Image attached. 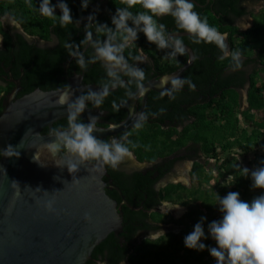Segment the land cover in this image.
Here are the masks:
<instances>
[{"label":"trees","instance_id":"16d2710c","mask_svg":"<svg viewBox=\"0 0 264 264\" xmlns=\"http://www.w3.org/2000/svg\"><path fill=\"white\" fill-rule=\"evenodd\" d=\"M57 2L58 0H52L53 4ZM66 2L72 10L73 23L61 27L57 20L40 15L37 10L40 0H32V8L26 5L25 0H0V33L5 32L3 19L10 18L18 22L19 28L10 27L11 33L17 31V44L22 49L17 54L18 67L39 66L48 82L52 83V87L45 90L66 85L64 79H58L60 75H64L65 62L71 57L64 44L73 45L74 50L75 46L79 45V52L86 46L81 44V41L85 37L87 17L95 13L96 22L107 23L114 29L111 17L117 7H126L120 4V0H90L87 9H82L81 0ZM193 2L196 4L195 10L202 18L207 17L209 24L221 32L228 33L229 49L243 52V66L233 71L229 66L230 58L220 60L221 52L214 44H195L189 36H182L184 43L193 48L196 56L193 65L183 75L196 85L195 90H190L186 85L189 95L177 93L175 101L170 97L166 99L162 93L151 91L146 114L155 118L145 121L139 130H128L132 132L129 138L140 145L132 149V153L144 167L134 168L130 173L127 171L128 167L123 166L127 165L125 162L117 169L108 167L110 178L120 187L135 209L132 210L122 203L118 192L108 190V194L121 205L124 218L122 236L127 241L121 245L116 235L110 234L96 246L93 257L101 256L107 250L111 251L109 264H120L123 259L132 264H208V258L211 256L208 248L203 251L187 248L184 244L185 236L193 231L194 225L201 217H207L204 229L208 238L202 239L201 242L214 247L215 241L209 235L207 226L213 220L222 219L211 215L218 197L235 191L240 193L242 200L251 202L254 197L264 194V189L251 187L250 176H242V171L233 167L239 163L243 168L245 164L238 157L245 158L256 146L258 148L254 152L255 156L250 160L253 168L248 165L246 167L254 170L260 166V161L264 160V0H193ZM255 3H263V8L256 11ZM137 10H141L139 6L131 9L133 13ZM56 14H61L59 8L56 9ZM242 17L243 20L251 22L249 28L240 27L238 21ZM158 19L160 23L166 25L169 33L183 32L175 28L171 16ZM131 24L129 21V25ZM91 31L93 41L104 39L102 34L96 33L95 22ZM26 34L46 40L48 47L45 48L46 51L37 47V41L28 39ZM6 37L4 58L9 56L11 45L14 47L13 37L7 33ZM138 37L135 42L127 41L122 54L129 64H138L145 69L144 82L157 74L162 76L175 72L189 60L187 53L175 60L165 59V52L169 51L168 49H157L155 44L148 42L142 32L138 33ZM120 42L118 34L114 43ZM87 45L89 50L84 54L87 68L80 69L76 59H72L69 70L71 73L74 70L84 71L86 83L100 85L106 82L108 77L106 71L102 72L104 67L102 70L101 66L93 63L97 62L93 59L94 53L87 57L94 51L91 42ZM137 55L142 56L143 62L135 60ZM46 56L50 60L48 63ZM3 74V67L0 66V78ZM11 84L6 87L0 85V114L3 99L1 94L10 91ZM245 89L249 106L243 109ZM133 90L135 91L134 87ZM30 91L31 87L26 88L24 93ZM122 99L127 101L128 97L125 96L123 88H118L111 92L101 108L108 109L112 107L113 100L120 103ZM160 109H164L163 113H160ZM117 112L111 119L119 123L127 115L126 104ZM58 123L66 125L67 120L63 119ZM237 151L240 152L237 154ZM192 158L194 165L190 185L182 182L170 183L157 190L156 185L161 180L177 176L174 173L170 177L171 173L177 172L176 163L184 164L186 160ZM207 185L213 186V190L204 187ZM163 201H179L189 208L181 221L184 225L181 233L168 232L159 224L177 222L170 213L152 212L153 208L160 206ZM148 220L154 223L149 224ZM147 230L160 233V236L157 239H144L139 244L136 241L138 235L141 231ZM91 263L90 260L87 264Z\"/></svg>","mask_w":264,"mask_h":264},{"label":"clouds","instance_id":"9594fccd","mask_svg":"<svg viewBox=\"0 0 264 264\" xmlns=\"http://www.w3.org/2000/svg\"><path fill=\"white\" fill-rule=\"evenodd\" d=\"M25 3L29 8L33 7L32 0H25ZM89 4L90 0H81L82 9H87ZM120 4L126 5V7H117L115 14L111 17L114 29L109 27L107 23L96 22V15L92 13L87 17L88 24L85 26V37L81 41L83 45H87L89 42L92 43V47L94 48L93 59L104 62L108 80L102 82L98 90L88 87L86 91L76 96L75 99H73L74 93L70 90V86L64 90L58 96L56 104L66 106V126H61L60 128L53 127L48 135L54 137V139L51 142L45 143L47 151L53 158L57 157L61 151L64 153L63 157H67L63 167L67 166L69 173L73 175L74 182H78L79 180L75 178V174L80 170L81 165H90L97 170H102L105 166L117 169L126 158L133 156L135 160L132 149L140 145L129 138L132 132L127 130L118 137L101 138L94 134L97 132V116L89 113L88 121L85 122L82 119V113L89 107V102L91 108L100 109L111 92L118 88H123L125 96L128 98H135L138 95L142 96L144 94V84L154 78L144 82L146 79L145 69L139 67L138 64H129L122 54L127 46V41L132 40L135 42L139 38V32L144 34L148 42L155 44L157 49L169 50L165 52V59L175 60L178 56L186 54L187 48L182 37L179 35V31L169 33L166 25L160 23L158 18L171 16L174 20L175 28L187 33L195 44H214L221 52L220 60L230 58L229 66L233 71L239 70L243 66V52L238 49H229L227 43L228 33L221 32L215 26L209 24L207 17L202 18L201 14L195 10L196 4L193 0H120ZM137 6L141 10L133 13L131 9ZM57 8L60 9V15L56 14ZM37 10L40 15L57 20L61 27H67L73 23L72 10L66 0H58L56 4H53L52 0H40ZM241 20H243V17L239 19V21ZM129 21L132 22L131 25H129ZM94 22L96 33L98 35L102 34L104 39L93 41L91 27ZM11 25L15 27L19 26L15 19L12 20ZM250 26L243 27L242 29H247ZM118 34L121 40L119 44L114 43ZM2 40L3 38L0 37V42ZM64 47L68 49L69 55L76 58V63L80 69L87 68L84 55L78 51L79 45L75 46L76 50H74L73 45L68 43H65ZM140 51L141 53L143 52L142 49ZM135 60L143 62L141 55H137ZM172 73H166L155 78V80ZM170 85L171 88L164 91V93L154 89L150 90L146 98V105L151 91L162 93V95L166 94L171 99H175L173 93L183 89L184 85H188L189 89L193 91L196 88V85L190 79L184 78V76L183 78L173 76L170 79ZM244 93L246 100H244L243 106L247 108L249 106L247 101L248 94L245 91ZM126 102L124 99L120 103L113 100L112 107L118 111ZM138 102L143 107L142 97L136 102V107ZM146 110L147 107L145 106V113ZM163 111L164 109H160V113H163ZM145 113H141L134 120V129H141L147 117H149L147 121L152 119V117ZM16 147L9 144L7 148H0V156L9 158L13 156L18 157L20 153L16 150ZM37 155L38 151L33 159L39 161ZM190 163L192 171L194 163ZM56 165L61 167L59 164ZM132 167L136 169L137 167H144V164L139 162L137 164L136 162ZM233 167L236 170L242 171V176L251 177L252 188L264 189V160H261L260 166H257L254 170H250L247 167L242 168L239 163L234 164ZM174 177L176 176H172L171 180ZM186 178L191 184V178H188L187 175ZM166 181L162 183L163 187L171 183ZM174 181L176 183L181 182L177 179ZM13 182L15 183L16 181ZM37 190L40 189L37 188ZM168 202H161L162 208L165 205L168 207V210H165L166 213H170L173 208H179L180 205L185 207L182 202L178 206H172V204H177L178 201L170 202V204ZM53 205L54 199L47 201L46 207L49 211H54ZM186 209L188 212L189 208L187 206L185 207ZM213 214L216 217L222 218L211 221L207 226L209 235L215 241L214 247L201 242L202 239L208 238L204 229V222L207 217H201L200 221L194 225L193 231L184 238V244L187 248L198 251L208 248L211 255L208 258V264L214 258L216 264H264V194L254 197L251 202H246L240 198L239 192L230 191L226 196L218 197L213 207V212H211V215ZM186 215L187 213L183 214L178 220L174 219L177 222L168 221L166 224L162 223L161 227H164L168 232L174 231L179 234L184 228L181 221ZM85 219L91 220V215L85 214ZM169 225L173 226V228L171 226L168 227ZM161 231L163 232V230ZM148 234L141 241L144 239H157L160 236V233L151 232Z\"/></svg>","mask_w":264,"mask_h":264},{"label":"water","instance_id":"95a60500","mask_svg":"<svg viewBox=\"0 0 264 264\" xmlns=\"http://www.w3.org/2000/svg\"><path fill=\"white\" fill-rule=\"evenodd\" d=\"M179 35L188 36L185 32ZM185 46L188 62L172 74L146 82L142 96L128 98L127 115L121 122L104 121L102 108L93 109L89 105L82 119L87 122L91 113L97 116L98 123L102 120L107 124L101 127L97 123L94 134L106 138L133 128L134 120L145 113L149 91H167L171 88L170 79L173 76L183 78L184 72L194 63L193 48ZM88 50L89 45H86L80 53L84 55ZM93 53L91 51L87 57ZM70 58L64 65L65 86L37 89L19 99H14L16 92H13L4 103L0 116V148H7L9 144L18 146L16 150L20 155L0 159V264H86L97 245L112 233L119 238L124 230L121 205L108 194V189H115L122 203L132 208L119 186L105 181L106 167L97 170L81 165L75 174L79 180L74 182L67 166L63 167L67 159L64 153L61 151L53 158L45 147L54 137L49 133L43 135L42 130L46 127L51 130L54 123L66 119V106L56 104L58 96L69 86L74 93L73 99L88 87L93 90L100 87L86 83L84 71L74 70L71 74L70 65L76 58ZM93 63L103 70V61ZM140 97L143 107L136 113ZM37 151L39 161L33 159ZM52 199L55 210L49 211L46 204ZM85 214H90L91 220H86Z\"/></svg>","mask_w":264,"mask_h":264},{"label":"flooded vegetation","instance_id":"af4514ba","mask_svg":"<svg viewBox=\"0 0 264 264\" xmlns=\"http://www.w3.org/2000/svg\"><path fill=\"white\" fill-rule=\"evenodd\" d=\"M2 22L4 23L3 25H4V27H5V32H1L0 33V37H2L3 38V40H2V42H0V57H2V59L0 60V66H2L3 67V72H4V74L2 75V77L0 78V85L1 86H3V87H6L7 85H9V84H11V90L10 91H8L7 93L6 92H4V93H2L1 94V97L3 98L2 99V104H1V108H2V112H3V110H4V103H5V101L6 100H9L10 99V96L13 94V92H16L15 93V98L14 99H19V98H22L23 96H25V95H27V94H30V93H32V92H34L35 90H37V89H42V90H45V88L46 89H49L50 87H52V83L49 81L48 82V78L46 77V75L44 74V72L43 71H41V69L39 68V66L38 67H36V66H34V67H32V66H29V67H23V66H20V67H18V63H19V60L17 59L18 57H17V54L22 50L21 49V47H19L18 46V44H17V31L15 32V33H11L10 32V30H11V28L10 27H12V25H11V23H12V19H10V18H5V19H3L2 20ZM19 25V24H18ZM17 28H19V26L17 27ZM17 28H15V30H18ZM6 33L8 34V35H10V36H12L13 38H12V43H13V45H14V47L11 45V47H12V50H11V52H9V56H7V58H4L3 57V54H4V52L3 51H5V46H6ZM27 35V37H28V39L29 38H32V39H34L35 41H37V47H40L41 48V50L42 51H46V49L45 48H48L47 47V41L46 40H44L43 38H41V37H39V38H37V37H34V36H32V35H29V34H26ZM47 56H49V54L47 55ZM46 56V58H47V60H46V62L48 63V62H50V60H49V57H47ZM35 61V60H34ZM49 69L48 68H46V71L47 72H49L48 71ZM71 74H73V73H71ZM158 77H160V75L159 74H157V75H154L152 78H150V79H155V78H158ZM59 80H63L64 79V75L62 76V75H60V77L58 78ZM67 81V80H66ZM68 82V81H67ZM185 86L186 85H184V87H183V89H181L180 91H178V92H174L173 93V95L175 96V98H176V96H177V93H181V94H184V95H189V90H187L186 88H185ZM29 87H31V89H32V91H30V92H27V93H24L25 91H26V88H29ZM247 89V88H246ZM245 89V92H246V94H247V90ZM184 90V91H183ZM164 93V92H163ZM166 99H168L169 98V96L168 95H163ZM174 101H175V99H173ZM141 107H142V104H140L139 102H138V105H137V107H136V111H139L140 109H141ZM146 107H147V105H146ZM101 111H102V113H104V121H109V122H115V121H113L112 119H111V117H113V116H115V115H117V111L116 110H113V107H110V108H102V109H100ZM2 112H1V114H2ZM1 114H0V116H1ZM126 118V117H125ZM124 118V119H125ZM152 118H155V117H152ZM151 120H153V119H151ZM61 121V120H60ZM99 121H101V123L99 122L98 123V125L99 126H106L107 124L105 123V122H102V120H99ZM147 121V120H146ZM59 122V121H58ZM58 122H56V123H54V125H53V127H56V128H60L61 126H66L65 124H61V123H58ZM134 129V128H133ZM50 132V127H46V128H44L43 130H42V134L43 135H47L48 133ZM122 133V132H121ZM120 133H118V134H115V135H110V136H107L108 138L109 137H111V136H118ZM106 137V138H107ZM2 158V156H0V159ZM172 158V157H171ZM203 160V159H202ZM124 162V161H123ZM135 162H137V164H138V161H137V159H136V157H135ZM185 162H193L194 163V161H193V158L192 159H188V160H186ZM178 163H176L175 164V168H176V171H177V169L179 168V166H181L182 164H178ZM133 165V164H132ZM123 166L126 168L127 167V165H124L123 164ZM106 167V169H107V174L104 176V179H107V183H109V184H116L115 182H114V180L112 179V178H110V174H109V168L107 167V166H105ZM128 169L129 170H127L129 173L134 169L133 167H131V168H129L128 167ZM174 173H176V174H178V172H173V173H171L170 174V177L174 174ZM187 177L188 178H191V169L189 170V172H187ZM175 178L176 177H174V179H172L171 180V178H165V179H163V180H161L157 185H156V188H157V190H160V188L161 187H163L162 186V183L164 182V181H166V182H171V183H176L174 180H175ZM120 188V187H119ZM108 190H110L111 192L112 191H116L115 189H108ZM122 191V190H121ZM117 192V191H116ZM123 193V192H122ZM119 194V193H118ZM123 195H124V193H123ZM126 198V197H125ZM169 204H170V202H168ZM164 204V203H163ZM119 205H120V203H119ZM165 205V204H164ZM168 205V204H167ZM168 210V207L165 205V207H161V204H160V206H156L155 208H153V210H152V212H154V211H161L162 213H166V211L165 210ZM170 212V211H169ZM187 213V209L185 210V212H184V214H186ZM170 214H171V216H173V218L174 219H176V220H178V219H180V216H176L173 212H172V210H171V212H170ZM149 221V224H152V223H154L152 220H148ZM151 221V222H150ZM160 225H162L161 223H159ZM171 225H172V223H171ZM171 225H169L168 227H170ZM123 228H124V226H123ZM171 228H173V226H171ZM148 233H151L149 230H147V231H141V233L138 235V237H137V240L136 241H138V243H141L142 241V239L144 238V237H146V235H149ZM153 233V232H152ZM113 234V233H112ZM110 236V235H109ZM121 237L124 239V240H122L121 239ZM118 238V237H117ZM119 239V242H120V244L121 245H124L127 241H126V239L122 236V233L120 234V237L118 238ZM102 243V242H101ZM100 243V244H101ZM96 248V247H95ZM95 250V249H94ZM93 254V253H92ZM111 254V251L110 250H107V251H105V254H103V255H101V256H96V257H91L88 261H90L91 260V264H109V259H110V257H109V255ZM93 260V261H92ZM88 263V262H87ZM86 263V264H87ZM120 264H132V263H130V261H128L127 259H123L121 262H120Z\"/></svg>","mask_w":264,"mask_h":264},{"label":"rangeland","instance_id":"374dc122","mask_svg":"<svg viewBox=\"0 0 264 264\" xmlns=\"http://www.w3.org/2000/svg\"><path fill=\"white\" fill-rule=\"evenodd\" d=\"M254 8H255V10L256 11H260L262 8H263V3H255L254 4ZM104 21H106V19L104 20ZM239 23V25H240V27L241 28H243V27H247V26H250V21H245V20H241V21H239L238 22ZM243 98H244V100H246V96H245V93L243 94ZM246 109V107L245 106H243V109ZM257 146L253 149V151L252 152H250V153H248V155L244 158V157H238V158H240V160L243 162V164H245V165H243V167H246L247 165L248 166H250L251 167V169L253 168V166L252 165H250V160H252L253 158H254V156H255V154H254V152L255 151H257ZM238 152H240V151H237V154H238ZM240 154V153H239ZM124 162L125 163H127V167H129V168H131L132 167V164H136V162H135V160H134V157L133 156H131V157H129V158H126L125 160H124ZM190 167H191V163L190 162H186V163H184V164H182L181 166H179V168H178V176H176V178L175 179H177V180H180L181 182H183L184 184H188V185H190V181H188V179L186 178V173H187V171L190 169ZM205 188H208L209 190H213V186H211V185H207V186H204ZM181 204V202H177V204H172V206H178V205H180ZM186 207V206H185ZM185 207H183V206H181L180 205V207L179 208H173V209H171L172 210V212L176 215V216H180V217H182L183 216V214H184V212H185ZM216 260H215V258L213 259V260H210L209 261V264H216V262H215Z\"/></svg>","mask_w":264,"mask_h":264}]
</instances>
